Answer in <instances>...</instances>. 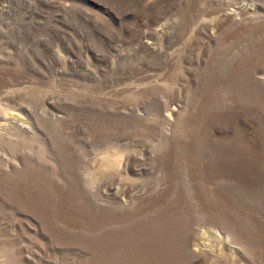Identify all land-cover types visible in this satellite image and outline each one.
I'll return each instance as SVG.
<instances>
[{
	"label": "rangeland",
	"instance_id": "374dc122",
	"mask_svg": "<svg viewBox=\"0 0 264 264\" xmlns=\"http://www.w3.org/2000/svg\"><path fill=\"white\" fill-rule=\"evenodd\" d=\"M0 264H264V0H0Z\"/></svg>",
	"mask_w": 264,
	"mask_h": 264
},
{
	"label": "bare ground",
	"instance_id": "6f19581e",
	"mask_svg": "<svg viewBox=\"0 0 264 264\" xmlns=\"http://www.w3.org/2000/svg\"><path fill=\"white\" fill-rule=\"evenodd\" d=\"M15 115V114H14ZM17 115V114H16ZM18 117V116H17Z\"/></svg>",
	"mask_w": 264,
	"mask_h": 264
}]
</instances>
